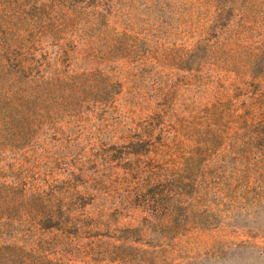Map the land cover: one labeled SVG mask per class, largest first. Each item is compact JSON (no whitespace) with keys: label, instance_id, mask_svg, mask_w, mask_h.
I'll return each mask as SVG.
<instances>
[{"label":"rangeland","instance_id":"1","mask_svg":"<svg viewBox=\"0 0 264 264\" xmlns=\"http://www.w3.org/2000/svg\"><path fill=\"white\" fill-rule=\"evenodd\" d=\"M262 122L264 0H0V264H264Z\"/></svg>","mask_w":264,"mask_h":264},{"label":"trees","instance_id":"2","mask_svg":"<svg viewBox=\"0 0 264 264\" xmlns=\"http://www.w3.org/2000/svg\"><path fill=\"white\" fill-rule=\"evenodd\" d=\"M83 1H85V0H78V2H83ZM11 45H12V42H9L8 46H6V47L3 48L4 51L10 53V48H9V47H11ZM19 55H20V56H18V57H20V58H16V62H17V67H18V69H20V71H24V72H26L28 69L33 68L32 66H33L35 63H37V62L35 61V59H27V58H23L24 55H22V53L19 54ZM39 69H41V68H39ZM38 71H39L38 74H36V75L34 74L31 78H33V79H36V78H38V79H44L43 74H41L42 70H38ZM34 76H35L36 78H35ZM262 118H263V117H262ZM262 121H263V120H262ZM262 123H264V122H262ZM150 208H151V209H150ZM144 209H149V210L147 211V213H150V212H151V211H150V210H152L151 200H148V201L145 202V204H144ZM151 215H152V216L155 215L154 212H152ZM53 217H54V218H53V219H54V224H52L51 226H49L50 228L60 229V227H63V226H64V222H63V220L61 219V216H60L59 218H58V217L55 218V216H53ZM172 223H173V221H172L171 218H169V219L163 221V224H166V225H168V224H172ZM38 224H41V222L38 223Z\"/></svg>","mask_w":264,"mask_h":264}]
</instances>
